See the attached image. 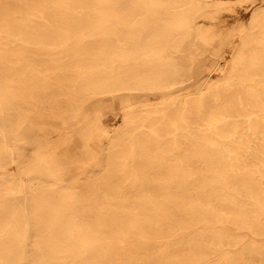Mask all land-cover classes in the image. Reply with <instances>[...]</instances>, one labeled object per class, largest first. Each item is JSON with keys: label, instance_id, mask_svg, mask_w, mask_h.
Instances as JSON below:
<instances>
[{"label": "bare ground", "instance_id": "6f19581e", "mask_svg": "<svg viewBox=\"0 0 264 264\" xmlns=\"http://www.w3.org/2000/svg\"><path fill=\"white\" fill-rule=\"evenodd\" d=\"M247 1L0 0V264H264Z\"/></svg>", "mask_w": 264, "mask_h": 264}, {"label": "rangeland", "instance_id": "374dc122", "mask_svg": "<svg viewBox=\"0 0 264 264\" xmlns=\"http://www.w3.org/2000/svg\"><path fill=\"white\" fill-rule=\"evenodd\" d=\"M245 6L247 7V9L249 10H254L256 8H260L264 6V0H248L245 3ZM218 61L217 59H213L211 57H206L203 61L204 64V70L208 67H212L214 65H216ZM202 71L198 76L197 79L203 78L207 75V70ZM219 77V76H218ZM194 88V87H193ZM190 86H184L182 89H179L180 94H185L188 92L186 99H188L190 101V103L193 102V98H194V94L192 92V89ZM154 98L157 96H153ZM94 103H97V101H94ZM101 106L99 107V110L102 114H104L102 116V120L104 122V124H111L114 122L113 120V115L117 114L120 110V99L118 96H108V97H104L101 99L100 101ZM91 109V108H89ZM35 112H32L28 115L27 117V122L29 124L27 125H34L37 123H41L42 121L46 120L44 118H39L36 114H34ZM84 113V112H83ZM85 113L84 114H80L78 115V119L80 121L85 120L86 118H90V115L85 117ZM52 124H57L56 121L54 120H50ZM82 123V122H81ZM59 125V124H57ZM81 125H85V123L83 122ZM87 134V133H86ZM84 137L80 138V141L84 142ZM234 158V155L229 158ZM245 158V157H244ZM62 167L64 168L63 171H61L64 175H68V177L70 176H76L77 174H79V172H81V166H77V165H69L67 164L65 161L62 164ZM96 171V170H95Z\"/></svg>", "mask_w": 264, "mask_h": 264}]
</instances>
